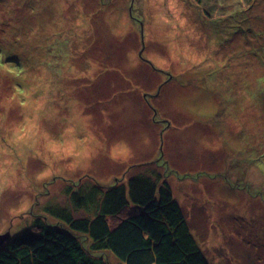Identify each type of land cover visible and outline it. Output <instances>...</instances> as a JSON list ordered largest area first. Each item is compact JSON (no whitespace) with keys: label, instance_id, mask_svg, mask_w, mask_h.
Instances as JSON below:
<instances>
[{"label":"rangeland","instance_id":"374dc122","mask_svg":"<svg viewBox=\"0 0 264 264\" xmlns=\"http://www.w3.org/2000/svg\"><path fill=\"white\" fill-rule=\"evenodd\" d=\"M147 163L210 264H264V0H0V234Z\"/></svg>","mask_w":264,"mask_h":264},{"label":"trees","instance_id":"16d2710c","mask_svg":"<svg viewBox=\"0 0 264 264\" xmlns=\"http://www.w3.org/2000/svg\"><path fill=\"white\" fill-rule=\"evenodd\" d=\"M9 62L12 69L19 64ZM142 166L126 185L117 182L99 194L77 186L69 195L73 210L97 214L74 218L59 208L57 222L36 217L29 228L9 233L0 264H105L100 257L106 251L121 264H210L168 183L150 163Z\"/></svg>","mask_w":264,"mask_h":264},{"label":"bare ground","instance_id":"6f19581e","mask_svg":"<svg viewBox=\"0 0 264 264\" xmlns=\"http://www.w3.org/2000/svg\"><path fill=\"white\" fill-rule=\"evenodd\" d=\"M182 26H183V24H182ZM182 36H183V38L187 39V42L171 41V40L166 42L167 43L166 46H167L168 51L174 52L177 54H181V58L187 57V55H189V52H190L189 46L190 45L188 43H190V44L194 43L193 42L194 38H192L193 35H189L186 32H184ZM196 38H197L196 39V42H197L199 40V38L198 37H196ZM161 50H164V49L161 47ZM130 58H131V56H130Z\"/></svg>","mask_w":264,"mask_h":264},{"label":"water","instance_id":"95a60500","mask_svg":"<svg viewBox=\"0 0 264 264\" xmlns=\"http://www.w3.org/2000/svg\"><path fill=\"white\" fill-rule=\"evenodd\" d=\"M8 239H9V234L8 233L0 234V248L2 247L4 242H6Z\"/></svg>","mask_w":264,"mask_h":264},{"label":"crops","instance_id":"0c3cea01","mask_svg":"<svg viewBox=\"0 0 264 264\" xmlns=\"http://www.w3.org/2000/svg\"><path fill=\"white\" fill-rule=\"evenodd\" d=\"M139 103H140V101H138ZM134 104V103H133ZM136 105L138 106L137 108H136ZM134 109H133V111H132V115H134V113H136V110L138 109V108H140V106H139V104H134ZM143 109H145V107L143 108ZM145 111H146V109H145ZM137 120V119H136Z\"/></svg>","mask_w":264,"mask_h":264}]
</instances>
